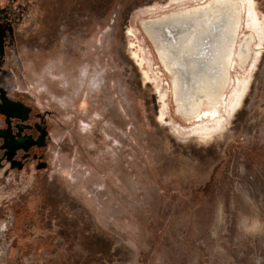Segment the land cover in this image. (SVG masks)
Returning <instances> with one entry per match:
<instances>
[{
    "label": "rangeland",
    "instance_id": "1",
    "mask_svg": "<svg viewBox=\"0 0 264 264\" xmlns=\"http://www.w3.org/2000/svg\"><path fill=\"white\" fill-rule=\"evenodd\" d=\"M208 1L0 0V91L48 131L42 163L0 164V264H264L263 31L238 0L252 57L200 141L142 27Z\"/></svg>",
    "mask_w": 264,
    "mask_h": 264
},
{
    "label": "bare ground",
    "instance_id": "2",
    "mask_svg": "<svg viewBox=\"0 0 264 264\" xmlns=\"http://www.w3.org/2000/svg\"><path fill=\"white\" fill-rule=\"evenodd\" d=\"M245 1L249 6V27L262 30L264 34V22L253 7L254 1ZM241 3L238 0H210L142 21V27L161 64L171 76L178 112L185 119L213 118L216 133L222 131L221 119H216L219 115L217 108L223 104V98L230 89L234 65L246 67L252 57L250 46L255 40L254 35L240 41L244 12ZM136 55L138 58V53ZM261 56L260 48L252 70L256 68V62ZM250 81H245L241 91L232 99L229 105L231 117L241 109ZM206 106L211 107L210 110ZM160 119L164 120L163 117ZM209 130L212 129L195 133H206ZM196 138L206 141L212 135L205 134Z\"/></svg>",
    "mask_w": 264,
    "mask_h": 264
},
{
    "label": "flooded vegetation",
    "instance_id": "3",
    "mask_svg": "<svg viewBox=\"0 0 264 264\" xmlns=\"http://www.w3.org/2000/svg\"><path fill=\"white\" fill-rule=\"evenodd\" d=\"M136 54L137 52L134 51L133 56L135 58H137ZM2 96L6 97V94L2 95L1 93L0 106L4 105ZM13 102L22 103L17 101ZM22 105L24 108L21 109L17 107H6L12 115L14 114L13 116L6 117L0 113L3 122V126H0V164L3 161H7L13 170L16 168H24L27 163L33 160H38L39 164L42 163L43 159L37 155L35 150L44 148L48 137V131L43 125L41 118L33 115L30 107H27L23 103ZM216 132L217 129L213 128L206 133H196V136L202 137L207 134L213 137ZM25 147H29V149L25 150Z\"/></svg>",
    "mask_w": 264,
    "mask_h": 264
},
{
    "label": "water",
    "instance_id": "4",
    "mask_svg": "<svg viewBox=\"0 0 264 264\" xmlns=\"http://www.w3.org/2000/svg\"><path fill=\"white\" fill-rule=\"evenodd\" d=\"M2 93V95H5L4 91H0ZM3 100H4V105L0 106V113L6 117H10L13 116L12 113L7 109L9 107H17V108H24L22 103H14L13 101H9L7 100L6 97L2 96ZM7 107V108H6ZM25 150H28L29 147H25Z\"/></svg>",
    "mask_w": 264,
    "mask_h": 264
}]
</instances>
